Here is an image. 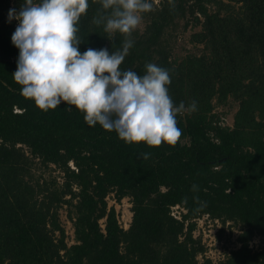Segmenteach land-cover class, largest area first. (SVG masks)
I'll use <instances>...</instances> for the list:
<instances>
[{"label":"trees","instance_id":"1","mask_svg":"<svg viewBox=\"0 0 264 264\" xmlns=\"http://www.w3.org/2000/svg\"><path fill=\"white\" fill-rule=\"evenodd\" d=\"M23 2L0 0V264H200L205 247L194 230L205 215L240 228V245L219 264H264V0H175L174 9L158 0L143 14L145 27L133 33L121 69H170L169 94L186 106L177 116L179 142L159 147L89 126L75 106L43 111L21 95L12 75L19 49L11 39L19 21L9 20V10L19 12ZM100 7L89 0L81 16V53H111L124 40L93 23ZM190 17L201 26L192 40L202 52L179 57L172 33ZM229 102L238 105L233 125L215 110ZM111 195L130 199L128 228L109 206ZM194 196L207 203L199 213Z\"/></svg>","mask_w":264,"mask_h":264},{"label":"clouds","instance_id":"2","mask_svg":"<svg viewBox=\"0 0 264 264\" xmlns=\"http://www.w3.org/2000/svg\"><path fill=\"white\" fill-rule=\"evenodd\" d=\"M157 2L98 0L101 7L93 23L103 26L110 39L116 33L124 36L121 46L111 53L106 47L83 53L79 49L78 25L89 0H24L19 12L10 9L9 20L19 21L11 39L19 49L12 75L21 85V95L43 111L62 103L75 106L89 126L99 123L128 144L175 146L183 134L177 116L186 106L184 102L177 106L169 94L171 70L155 63H147L143 75L121 69L143 14L155 11ZM169 4L175 8V0ZM190 108L196 111L197 102L192 101ZM142 155L147 159L149 154ZM198 190L193 184L192 191ZM193 199L198 205L194 212L207 206L199 197Z\"/></svg>","mask_w":264,"mask_h":264},{"label":"rangeland","instance_id":"3","mask_svg":"<svg viewBox=\"0 0 264 264\" xmlns=\"http://www.w3.org/2000/svg\"><path fill=\"white\" fill-rule=\"evenodd\" d=\"M145 22L138 28L144 29ZM201 30V26L194 25L192 23V17L184 19L179 23L175 30H173L172 47L176 56L182 57L185 54L193 53L199 54L202 52L203 45L193 42L192 35L194 32ZM238 108L237 103L229 102L224 106H217L215 110L222 116L223 124L233 125L234 114ZM74 167V165H72ZM39 174L38 171H36ZM54 174L59 175L58 171ZM61 179V176L59 177ZM109 206L114 205L117 214L120 219V223L124 228L130 226L132 220L131 202L129 198H124L118 202L113 195L108 197ZM180 211H183L178 206L172 209V214L179 217ZM66 207L61 209V217L66 228L67 239L69 244L76 242L74 227L72 222L66 215ZM196 228L194 230V237L201 239V244L205 247L204 251L197 255V259L200 264H219L223 260L228 252L237 248L240 244L237 240V236L240 233L239 226L232 225V222H228L225 225L222 222L209 219L207 215L196 219ZM101 225L104 227V219L100 220ZM223 227V232L219 237V230ZM261 244V238L255 237L251 242L254 249H257Z\"/></svg>","mask_w":264,"mask_h":264}]
</instances>
